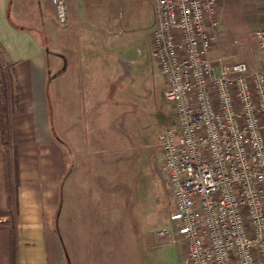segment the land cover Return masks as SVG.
Here are the masks:
<instances>
[{"label":"crops","instance_id":"crops-1","mask_svg":"<svg viewBox=\"0 0 264 264\" xmlns=\"http://www.w3.org/2000/svg\"><path fill=\"white\" fill-rule=\"evenodd\" d=\"M137 3L67 0L68 25L61 28L52 0H0V59L13 67L14 101L7 144L0 97V264H128L118 254L148 239L133 223L120 236L109 224L104 230L103 221L121 218L102 213L98 159L102 148H111L106 129L116 126L115 109L125 103L115 85L126 64L118 35ZM148 9L152 34L155 0ZM217 13L214 65L240 59L257 67L254 30L264 28V0H219ZM60 61L66 63V149L52 129L49 98Z\"/></svg>","mask_w":264,"mask_h":264},{"label":"built area","instance_id":"built-area-1","mask_svg":"<svg viewBox=\"0 0 264 264\" xmlns=\"http://www.w3.org/2000/svg\"><path fill=\"white\" fill-rule=\"evenodd\" d=\"M52 3L67 26V0ZM218 3L155 0L153 56L179 131L159 139L174 201L173 231L159 237L182 242L185 264H264V29L257 67L214 65Z\"/></svg>","mask_w":264,"mask_h":264},{"label":"rangeland","instance_id":"rangeland-1","mask_svg":"<svg viewBox=\"0 0 264 264\" xmlns=\"http://www.w3.org/2000/svg\"><path fill=\"white\" fill-rule=\"evenodd\" d=\"M138 1L140 4H136L133 14H129L124 22L127 27L120 29L118 35L119 49L121 46L126 49V64H121L115 85L125 103L118 104L115 109L118 110L114 120L116 126L106 129L111 131V148L108 151L102 148L98 157L101 159L99 176L103 182L102 213L104 216L119 215L121 221H103V226L107 230L105 224H109L110 232L120 236L125 234V227L133 223L148 235L143 245L133 249L129 246L124 250L127 253L118 254L128 256V264H185L182 242L175 241L171 235L159 237L160 231H173L174 217V201L163 169L159 139L167 127H173L178 135L179 131L175 108L165 98V77L153 56L150 9L145 13L149 0ZM59 25L55 24L53 28L57 36L61 33L60 27L66 28ZM255 51L251 54L255 55ZM51 64L50 71H53V59ZM59 65L60 70L50 76V111L56 139L66 149V63L60 61ZM11 93L9 102H14ZM74 180H78L77 173ZM131 215L134 219L128 217Z\"/></svg>","mask_w":264,"mask_h":264},{"label":"trees","instance_id":"trees-1","mask_svg":"<svg viewBox=\"0 0 264 264\" xmlns=\"http://www.w3.org/2000/svg\"><path fill=\"white\" fill-rule=\"evenodd\" d=\"M5 69L4 64L0 61V97H1V110H2V131L4 140L7 144L10 143V125H9V101L10 93L12 92V76L13 67L7 65Z\"/></svg>","mask_w":264,"mask_h":264}]
</instances>
